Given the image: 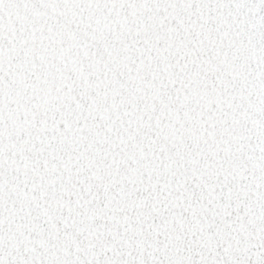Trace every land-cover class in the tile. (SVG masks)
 Listing matches in <instances>:
<instances>
[{
	"label": "snow or ice",
	"instance_id": "1",
	"mask_svg": "<svg viewBox=\"0 0 264 264\" xmlns=\"http://www.w3.org/2000/svg\"><path fill=\"white\" fill-rule=\"evenodd\" d=\"M0 264H264V0H0Z\"/></svg>",
	"mask_w": 264,
	"mask_h": 264
}]
</instances>
